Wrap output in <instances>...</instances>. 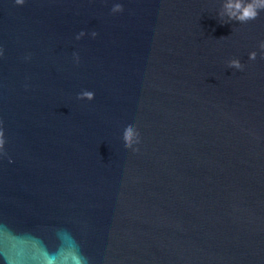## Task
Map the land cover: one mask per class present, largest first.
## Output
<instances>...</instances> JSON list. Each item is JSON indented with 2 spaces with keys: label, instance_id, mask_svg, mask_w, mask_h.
Segmentation results:
<instances>
[{
  "label": "water",
  "instance_id": "1",
  "mask_svg": "<svg viewBox=\"0 0 264 264\" xmlns=\"http://www.w3.org/2000/svg\"><path fill=\"white\" fill-rule=\"evenodd\" d=\"M226 3L0 0V264H264V9Z\"/></svg>",
  "mask_w": 264,
  "mask_h": 264
},
{
  "label": "clouds",
  "instance_id": "2",
  "mask_svg": "<svg viewBox=\"0 0 264 264\" xmlns=\"http://www.w3.org/2000/svg\"><path fill=\"white\" fill-rule=\"evenodd\" d=\"M17 5H23L25 0H15ZM225 9L227 11V15L230 20H236L239 22H247L249 20L255 19L259 15V11L264 9V0H227L225 4ZM113 11H123V6L121 4H116ZM260 48L264 49V41L261 42ZM257 53L255 51L249 54V58L251 60H255ZM229 67L235 69H243L244 65L237 58L231 59L228 62ZM89 98L92 97V93H85ZM3 121H0V155H4L5 153V134L3 130ZM127 148L132 147V139H133V130L129 127L125 133L124 137Z\"/></svg>",
  "mask_w": 264,
  "mask_h": 264
}]
</instances>
